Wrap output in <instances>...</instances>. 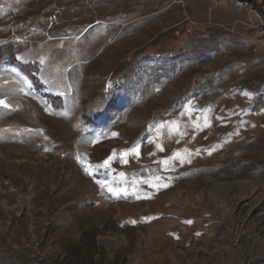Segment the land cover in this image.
Masks as SVG:
<instances>
[{
    "label": "rangeland",
    "instance_id": "obj_1",
    "mask_svg": "<svg viewBox=\"0 0 264 264\" xmlns=\"http://www.w3.org/2000/svg\"><path fill=\"white\" fill-rule=\"evenodd\" d=\"M31 33L0 264H264V0H0V47Z\"/></svg>",
    "mask_w": 264,
    "mask_h": 264
},
{
    "label": "trees",
    "instance_id": "obj_2",
    "mask_svg": "<svg viewBox=\"0 0 264 264\" xmlns=\"http://www.w3.org/2000/svg\"><path fill=\"white\" fill-rule=\"evenodd\" d=\"M37 38H41L40 35L35 34V38L33 39L31 33L26 37L23 43L11 42L0 47V61L5 60L11 64H14L16 62L17 56L23 53L29 47L32 41L36 40Z\"/></svg>",
    "mask_w": 264,
    "mask_h": 264
},
{
    "label": "snow or ice",
    "instance_id": "obj_3",
    "mask_svg": "<svg viewBox=\"0 0 264 264\" xmlns=\"http://www.w3.org/2000/svg\"><path fill=\"white\" fill-rule=\"evenodd\" d=\"M0 105H3L4 107H7V104H5V102L4 101H0ZM115 135V134H114ZM159 147V146H158ZM161 151L163 150L162 148L160 149ZM136 155H138L139 153H138V150L137 149H133L132 150ZM123 156H127L128 155V153H123L122 154ZM179 157V154H176V156H174L173 158L174 159H176V158H178ZM111 159V158H110ZM125 163L127 162L126 160L124 161ZM104 166H110V160H106L105 162H104ZM121 176H123V174L121 173ZM103 186V185H102ZM110 191H111V189H109Z\"/></svg>",
    "mask_w": 264,
    "mask_h": 264
}]
</instances>
